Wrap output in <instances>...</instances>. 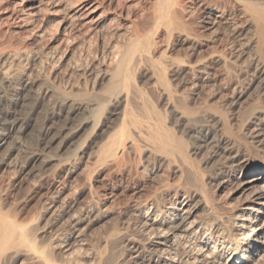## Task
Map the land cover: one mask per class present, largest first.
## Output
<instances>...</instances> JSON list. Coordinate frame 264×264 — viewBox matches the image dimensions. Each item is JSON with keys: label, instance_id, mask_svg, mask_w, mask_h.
Returning a JSON list of instances; mask_svg holds the SVG:
<instances>
[{"label": "bare ground", "instance_id": "6f19581e", "mask_svg": "<svg viewBox=\"0 0 264 264\" xmlns=\"http://www.w3.org/2000/svg\"><path fill=\"white\" fill-rule=\"evenodd\" d=\"M239 15L245 18L248 38L245 36L247 32L244 33L243 20L240 24L241 20L238 23L235 19ZM223 27L230 30L236 39L230 46L238 48L235 54H244L247 49L252 59L261 63V70H254L258 74L264 73V0H0V149L8 143L12 134L27 128L29 120L41 106L46 108L43 112L40 110L35 146L40 152L35 150L32 156L27 155L29 159L23 166V173L32 162H39L42 167L50 165L57 159L43 155L41 151H47L57 140L62 141L64 146L83 136L90 126L91 130L84 138L95 148L88 155L95 171L91 174L92 170L88 168L90 177L81 173L72 159L71 162L59 160L54 170L51 167L54 172L49 173L53 178L49 177V184L45 182L48 186L43 191L44 209L49 217L46 226L37 227L36 223H40L37 219L24 220L25 217L20 218L19 214L5 210L0 204V264H117L120 262L119 251L112 248L119 255L117 259L110 257L108 251L116 240L124 243L128 254H133L129 260H124L125 264H264V154L252 157L250 148L234 142L235 135L231 134L234 140L221 133L218 135L212 131V124L203 123L195 117L196 111L193 114L189 111L191 109L177 107L180 102L169 78L180 80L181 76L188 77V90L197 89L203 80L209 82L212 61L227 60L224 51L213 50V47L209 49V42L213 41L212 38H220ZM224 34L227 35L226 32ZM47 37L50 38L45 41ZM177 45L181 46V50L182 47L186 49L185 58L182 51L181 57L175 56ZM23 57L31 59V64L23 74L16 69L22 76L15 84L16 77L11 74L12 71L9 72L13 69L10 65L16 60H24ZM83 60L87 63L84 64ZM239 64V67L242 66ZM61 71L65 74L76 72L79 76L74 79L81 77L83 82H89L85 76L87 73L95 74L99 78L100 90H96L98 92L94 97L78 98L73 93L75 88L69 90L68 87L67 91L60 88L62 82L60 87L53 83L55 80L52 82V77ZM141 71H145L150 80L147 79L149 85L143 81L141 84L151 90H161V105H172L177 117L175 125L164 118L169 107L168 111L164 108L165 115L164 110L159 114L163 108L158 110L156 103L148 101L151 98L145 93L146 86L136 81V75ZM202 74L205 76L202 77ZM174 90L177 91L176 88ZM51 91L56 94V99L47 101ZM187 93L183 94L187 96ZM31 95L33 98L28 101ZM20 106L27 108L23 110ZM105 106L112 107L111 119L100 124L97 115ZM253 110L256 111V115L250 114L256 119L255 127H251L255 128L254 136L251 135L255 140L253 148L264 153V108L260 106ZM86 112L90 114L86 115ZM226 126L221 127L228 132ZM181 127L185 128L186 137L191 134L194 140L193 154L204 147L209 150L207 162L215 161L216 164L210 180L207 175L199 177L202 170L198 168L199 164L196 166L191 150H188L189 139L185 140L186 137L178 134ZM17 150L15 144L6 148L4 154L0 153V166L5 165ZM151 160H155L156 165L151 166ZM170 165L174 166V176L173 173L165 176V167L168 169ZM107 169L113 175L105 177L103 172ZM49 173L44 174L46 179ZM39 174L42 177L41 172ZM78 175H82L84 181L81 184V179L75 182L85 190L88 188V195L83 205H78L79 208L76 206L85 192L78 193L79 188L76 197L69 192L71 178L76 180ZM207 179L216 182V192H228V187L233 185L229 193L238 196V202L222 204L221 196L208 191ZM94 181L102 183V189L97 188ZM73 184L79 187L77 183ZM71 187L73 189L74 186ZM119 197L124 199V204H121L126 210L123 226L112 232H109L110 228L106 230L109 234L103 236H108L105 239L101 236L104 239L103 248H97V245L94 246L97 250L92 248L94 251L91 252L86 246L90 243L87 244L83 238L89 218L95 212L101 216L106 206Z\"/></svg>", "mask_w": 264, "mask_h": 264}, {"label": "rangeland", "instance_id": "374dc122", "mask_svg": "<svg viewBox=\"0 0 264 264\" xmlns=\"http://www.w3.org/2000/svg\"><path fill=\"white\" fill-rule=\"evenodd\" d=\"M235 11V13H238L236 10H233V12ZM241 18V19H240ZM237 21H238V23H239V21H240V24H243V22L245 23V24H243V28L246 26V22L244 21L245 20V18L243 17V16H237V18H235ZM242 20H243V22H242ZM56 28V27H55ZM222 29V30H221ZM220 29V40L218 39V40H216V38H215V40H214V38H212L213 39V41H210L209 42V49L211 50V49H213V50H217V51H224V53H227V54H225L226 55V57H227V60L224 62V61H220V60H217L216 61V59H214L215 61H212V63H211V69H209V72H210V76H212L211 77V80L209 81V82H204V80L201 82V84L202 85H200V87H198L197 89H193V90H191V89H189L190 90V92H189V90H188V88L190 87V85L188 86V88L186 87L187 85H188V82H189V80L187 79L188 77H185V76H181V78L179 77V79L180 80H178L176 77H173V78H171V77H169L170 78V81H171V83H172V81H173V83L171 84V86H174V87H171L172 88V90H173V92L175 93V95L177 96V98H178V105H177V107H182V106H184V107H186V109L188 108V109H191V110H189V111H191L193 114L195 113V111H196V113H197V115L196 114H194L195 115V117H197L198 119H201L200 121L201 122H203V123H210V124H212L211 126H213V130L212 131H214L215 133H217L218 135H226L227 137H229V138H231L232 137V139H233V136H234V139H236V140H234V142L235 143H237L238 145H243V146H247V147H244V148H246V149H249V150H251L250 152H251V156L252 157H260V156H262L264 153L262 152V151H258V150H256V149H254L253 147H254V144H255V140L253 139V137L252 136H254L253 135V133H254V130H255V128L254 129H252L253 127H255V124H254V122L256 121V119H255V117L254 116H250V114L252 115V114H254V115H256L255 114V112L256 111H254L253 109H255V110H257V107H259L260 108V106L262 107V108H264V73H261V74H258L254 69H256L257 71L258 70H261V63H259V62H256V61H254L252 58V54L251 53H249L248 52V50L247 49H245L246 50V52L243 54V53H241V52H239V53H237V54H235L236 52H238V51H236V49L238 50V48H233V47H230V46H232L231 44H232V40H236V39H234L233 38V36H232V33L230 32V30H227V29H225L224 27L223 28H221ZM223 29H225V30H223ZM245 29V32L244 33H246L245 34V36L247 35L248 37H249V32H248V29H247V27H245L244 28ZM227 30V31H226ZM247 30V31H246ZM222 31V32H221ZM223 31H225L226 32V34L227 35H222L223 33H225V32H223ZM228 32V33H227ZM229 35V36H228ZM223 36V37H222ZM229 38H228V37ZM232 36V37H231ZM246 36V37H247ZM221 37H222V39H221ZM225 37V38H224ZM226 37H227V39H226ZM247 37V38H248ZM48 38V37H47ZM50 38V37H49ZM49 38L48 39H45V41H47V40H49ZM239 39V38H238ZM222 40H223V42H222ZM221 41V42H220ZM212 42V43H211ZM219 42V43H218ZM221 43H222V45H221ZM227 43V44H226ZM226 44V45H225ZM228 44H229V47H228ZM211 45V46H210ZM225 45V46H224ZM224 46V47H223ZM177 47V48H176ZM175 48H176V51H175V53H176V55L175 56H177V57H181L180 55L182 54V52H183V54H182V56L183 55H185L184 53L186 52V49L184 48V47H182L183 49L181 50L180 48H181V46H176ZM180 47V48H179ZM210 47H213V48H210ZM218 49H217V48ZM220 47V48H219ZM227 48V49H222V48ZM230 48H231V50H230ZM235 49V50H234ZM179 50V51H178ZM184 50V51H183ZM226 50V51H225ZM231 52V53H229V51ZM234 52H233V51ZM177 51H178V53H177ZM182 51V52H181ZM180 52H181V54H180ZM249 55H247V54ZM229 54V55H228ZM233 56H232V55ZM241 54V55H240ZM179 55V56H178ZM228 55V56H227ZM230 55H231V57H230ZM236 55V56H235ZM244 55H245V57H244ZM237 56H238V58H237ZM241 56H243V57H241ZM247 56L249 57V58H247ZM184 57V56H183ZM231 58V59H235V58H237V59H235V60H231V59H229V58ZM23 58H25L24 60H22V59H19V60H22V61H18V60H16V62L14 63H12V65H10L13 69L11 70H9V72L11 73V71H12V75H14V77H16V78H14V83L16 84V82H18L19 80H20V78H21V76H22V74L25 72V71H27L28 70V68H27V66H29L30 64H31V59H28L27 57H23ZM185 58V57H184ZM239 58H241V60L239 59ZM246 59V60H245ZM252 59V61H250ZM27 60H28V62H27ZM229 60H231L230 61V63H229ZM237 60H239V61H237ZM84 61V64L85 63H87L86 62V60H83ZM233 61H236L237 63L235 64ZM242 61V62H241ZM17 62H20L19 64L17 63ZM22 62V63H21ZM27 62V63H26ZM215 62V63H214ZM228 62V64L227 65H225L226 63ZM232 62V63H231ZM243 62H245V63H243ZM248 62V63H247ZM250 62V63H249ZM253 62V63H252ZM256 62V63H255ZM26 63V64H25ZM217 63H220V64H217ZM239 63H243L242 64V66H238V65H240ZM2 64V63H1ZM0 64V65H1ZM9 63H6V65H8ZM13 64H15V65H13ZM28 64V65H27ZM216 64V65H215ZM222 64H224V66L222 65ZM238 64V65H237ZM248 64V65H247ZM21 67H19V66ZM220 65V66H219ZM234 65H235V67H234ZM238 67H237V66ZM255 65V66H254ZM256 65H259L258 67L256 66ZM17 66V67H16ZM213 66V67H212ZM217 66H219V67H217ZM222 66H223V68H222ZM230 68H229V67ZM232 66V67H231ZM245 66V67H244ZM10 67V68H11ZM22 67H24L23 69L24 70H22ZM217 69H216V68ZM221 67V68H220ZM224 67L226 68V67H228L227 69H224ZM234 67V68H233ZM247 67V68H246ZM249 67V68H248ZM257 67V68H256ZM0 68H1V66H0ZM26 68V69H25ZM213 68H215V69H213ZM220 68V69H219ZM238 68V69H237ZM243 68V69H242ZM15 69V70H14ZM16 69H19V71L22 73H20L18 70V72L16 71ZM222 69H224L225 71H222L221 72V74H220V71L222 70ZM229 69H232V70H230V71H227V70H229ZM246 69H248V70H246ZM212 70H213V74H212ZM216 71V74H215V71ZM233 70H235V71H233ZM239 70L241 71V72H239ZM244 70V71H243ZM255 72H254V71ZM16 71V72H15ZM232 71V72H231ZM252 71V72H251ZM230 72V73H229ZM237 72V73H236ZM13 73H16V74H13ZM60 73H64V72H60ZM60 73L58 72L55 76L57 77V80H56V77L55 76H53L52 78H54V79H52V82H53V80H55L53 83L54 84H56L58 87H60V88H62V89H66L67 91H69L70 89H74L73 90V93L74 94H76V95H78V98H83V97H81V96H84V99H85V97H88V98H91V97H94V96H96V93L100 90V85H99V78H97V75H92V74H86L85 76H86V79L89 81V82H86L85 80H84V82H86L85 83V85H84V82H83V80H82V78L81 77H77V80L76 79H74V78H76V76H79V74H77L76 72H74L73 74L71 73H69V74H65V75H60ZM232 73V74H231ZM235 73V74H234ZM19 74V75H18ZM21 74V75H20ZM218 74H219V76H218ZM225 74V75H224ZM229 74H231V76L229 75ZM252 74V75H251ZM254 74V75H253ZM256 74V75H255ZM15 75H17V76H15ZM68 75V76H67ZM73 75V76H72ZM217 75V76H216ZM222 75V76H221ZM226 75L228 76V77H226ZM251 75V76H250ZM64 76H66L65 78H64ZM88 76V77H87ZM94 76L96 77V78H94ZM205 76V74L203 75L202 74V77H204ZM215 76V77H214ZM224 76V77H223ZM253 76V77H252ZM73 77V78H72ZM222 77V78H221ZM226 77V79H223V78H225ZM249 77H251V78H249ZM260 77V78H259ZM68 78V79H67ZM73 80H72V79ZM89 78H93V80H91V79H89ZM136 78L138 79H136V81H138V83L139 84H141L142 83V81L146 84V85H149V82H150V80H149V78H148V75L146 74V72L144 71H141L140 73H138V76L136 75ZM141 78V79H140ZM143 78V79H142ZM217 78V79H216ZM230 78H232V79H230ZM261 78H263V80L261 79ZM59 79H60V81H59ZM70 79V80H69ZM81 79V80H80ZM140 79V80H139ZM149 80V82H147L148 80ZM172 79V80H171ZM173 79H175V80H173ZM185 79V80H184ZM245 79V80H244ZM258 79H259V81H260V83H259V81H258ZM17 80V81H16ZM75 80V81H74ZM96 80V81H95ZM176 80H177V82H176ZM184 80V81H183ZM188 82H187V81ZM215 80V81H214ZM219 80V81H218ZM238 80H239V82H238ZM241 80V81H240ZM244 80V81H243ZM249 80H252V81H249ZM68 81V82H67ZM93 81V82H92ZM186 81V82H185ZM218 81V82H217ZM222 81V82H221ZM228 81H229V83H228ZM231 81V82H230ZM245 81H247V82H245ZM256 81H257V83H256ZM58 82V83H57ZM60 82V83H59ZM63 84H62V83ZM66 82V83H65ZM73 82H75V83H73ZM80 82V83H79ZM181 82V84H180V86H179V83ZM183 82V83H182ZM205 84H204V83ZM215 82V83H214ZM220 82V83H219ZM248 82H251L250 84L248 83ZM71 83V84H70ZM81 83H83V84H81ZM92 83H94L93 85H92ZM178 83V84H177ZM207 83L209 84V85H207ZM223 83V84H222ZM241 83V84H240ZM253 83V84H252ZM60 84H62V85H64V86H62V85H60ZM145 84H141L142 86H146ZM177 86H176V85ZM185 84V85H184ZM210 84H211V86H212V84H213V86L211 87L210 86ZM221 84V85H220ZM260 84V85H259ZM60 85V86H59ZM67 85V86H66ZM88 87H87V86ZM220 85V86H219ZM257 85V86H256ZM72 86V88H70ZM75 86V87H74ZM80 87V88H78V87ZM92 86H94V88L92 87ZM184 86H185V88H184ZM229 86V87H228ZM242 86V87H241ZM69 87V88H68ZM86 87V88H85ZM148 87V88H147ZM208 87V88H207ZM210 87V88H209ZM223 87V88H222ZM258 87V88H257ZM69 90H68V89ZM76 88H77V90H76ZM89 88V89H88ZM92 88V89H91ZM96 88V89H95ZM177 89V91L176 90H174V89ZM187 88V89H186ZM241 88H242V90H241ZM260 88V89H259ZM94 89V90H93ZM98 89V91H96ZM146 89H147V91H146ZM201 89V90H200ZM253 89V90H252ZM76 90V91H75ZM85 92H84V91ZM94 91V93H93V91ZM148 90H149V93L150 94H153V92H154V90H156V89H152L151 90V88H149V86H146L145 87V93H147V95H148V97H150L151 99H149V98H147V95H145L146 96V98L147 99H149L148 101L151 103V104H155L157 107L159 106V108H157L158 110L159 109H161V107L163 108V109H161V111H159V114H162V111L164 110V108H165V110L166 111H171V112H167L168 114L170 113V115H168L166 112H165V110L163 111V114L164 113H166V115L164 116V118L165 119H167L168 121L167 122H170V120H171V124H173V125H175V121H177V117H176V115H174L175 113H174V111H173V108H171L172 107V105L169 107V106H165L164 107V105L162 104L161 105V98H162V95H160V94H162V91L161 90H156L155 92L157 93H155L154 92V94L153 95H150L149 93H148ZM182 90V91H181ZM208 90V91H207ZM222 90V91H221ZM75 91V92H74ZM81 91H83V92H81ZM90 91V92H89ZM160 91V92H159ZM181 92V93H178V92ZM188 91V93H187V96L185 95L186 94V92ZM193 91H194V93H193ZM197 93H196V92ZM201 91V92H200ZM212 91V92H211ZM242 91V92H241ZM79 92V93H78ZM199 92V93H198ZM204 93V95H203V93ZM234 93V94H232V93ZM51 93V94H50ZM53 91H51V92H49L48 93V97H46V100L48 101L49 99H51V100H54V99H56V94L54 93ZM183 93H185V94H183ZM189 93H191V94H189ZM201 93V94H200ZM214 93V94H213ZM228 93V94H227ZM240 93H241V95H240ZM86 96H85V95ZM89 94V95H88ZM183 94V97H185V98H183L181 95ZM199 94V95H198ZM0 95H1V93H0ZM93 95V96H92ZM156 95V96H155ZM191 95V96H190ZM196 95H198V96H196ZM204 97H203V96ZM233 95V96H232ZM153 96V97H152ZM154 96H155V98H154ZM178 96H180V98L181 99H179V97ZM189 96V97H188ZM201 96V97H200ZM251 96V97H250ZM159 97V98H158ZM188 97V99H186ZM197 97H198V100H197ZM203 97V98H202ZM226 97V98H225ZM32 98H33V95H31L30 97H28V101L30 100H32ZM233 98V99H232ZM237 98V99H236ZM155 99L157 100V101H155ZM183 99V100H182ZM191 99V100H190ZM51 100L49 101V102H51ZM151 100V101H150ZM160 100V101H159ZM181 100V101H180ZM187 100V101H186ZM190 100V101H189ZM193 100H194V102H193ZM238 101V103H237V101ZM27 101V102H28ZM159 101V102H158ZM184 101V102H183ZM196 101V102H195ZM201 101V102H200ZM203 101V102H202ZM26 102V103H27ZM185 102H188V104H190L191 106H189L188 104H186ZM233 102V103H232ZM192 103V104H191ZM196 103V106L194 105ZM176 105V104H175ZM185 105H188V106H185ZM192 105L193 106H195V107H192ZM207 105V106H206ZM255 106H257V107H255ZM168 107H169V109H168ZM190 107V108H189ZM198 107V108H197ZM20 109H23V110H26V108L27 107H25V106H20L19 107ZM41 108V109H40ZM39 109H38V111L40 112V110H41V112H43V111H45L44 109L46 108V107H44V106H41ZM43 108V109H42ZM112 107L111 106H105V107H103V109L100 111V113H98V115L97 116H99V123L101 124L102 122H104V121H107V120H109V119H111L110 117H111V113H110V109H111ZM170 108H171V110H170ZM209 108V109H208ZM252 108V109H251ZM108 109V110H107ZM168 109V110H167ZM193 109V110H192ZM198 111H197V110ZM214 109H216V110H214ZM104 110V111H103ZM225 110V111H224ZM38 111L37 112H35L34 114H33V116H32V118L29 120V122H28V125H27V128H25L23 131H20V132H15L14 134H12V137H10L9 138V141H8V143L7 144H5L3 147H1L2 149H0V153L1 154H4L5 153V151H6V148H9V146H13V145H17V147H18V150L16 151V153H14L13 155H12V157H10L8 160L9 161H7V163L5 164V165H2V166H0L1 168H0V204H1V207H5L4 209L5 210H7V211H9V212H11V213H15L16 215H18L20 218H22L23 219V217H25L24 218V220L25 219H27V220H29V219H33V218H35V219H37V221H39L40 223H36L37 225H39V226H37L36 224H35V226H37V227H41V226H46V224H47V222H48V220H49V217H48V215H47V212L45 211L46 209H44V206H45V208H46V205H44L43 203H44V197H43V191H44V188L46 187V186H48V184L50 183V179H52L53 178V175L52 174H50L51 172L50 171H52V169L54 170V168H56V166H57V163H58V161L59 160H63V161H70L71 162V159H72V163H74L75 165H77V166H79L80 167V172L81 173H83L84 175H87L88 177H90V176H92L91 174H93L92 172L94 171L92 168H94V167H92L93 166V164L91 163V161L89 162L88 160H89V152L91 151V152H93L94 151V145L93 144H91L89 141H86V139L84 138V136L86 137V134L91 130V126L87 129V132L83 135V136H81V137H79V138H76V139H74L73 141H71V142H69V143H67V144H65L64 146H63V144H62V141L59 139V141H61V142H58V140L57 141H55L51 146L52 147H50V148H48L49 149V151H48V149H46L47 151H45V150H43V151H41V152H43V155H50V156H53V157H55L57 160H55V161H53L52 163H50V165H52V166H50V165H47L46 167H42V165L39 163V162H37V163H31V164H28V168L26 167V169H25V171H24V173H23V170H24V167L23 166H25V163H27L28 161H27V159H29V157L30 156H32L36 151L35 150H37V149H39L38 147H35V146H37V137H36V133H37V130L39 129V125H40V117H41V112L38 114ZM206 111V112H205ZM212 111V112H211ZM250 113H249V112ZM199 112V113H198ZM253 112V113H252ZM103 113V114H102ZM218 115H216V114ZM224 113V114H223ZM248 113H249V115H248ZM86 115H89L90 113H88L87 114V112L85 113ZM173 116H172V115ZM198 114H199V116H198ZM237 114V115H236ZM203 115V116H202ZM37 116H38V118H37ZM80 116V115H79ZM78 116V117H79ZM174 116H175V118H176V120H174L175 118H174ZM214 116V117H213ZM241 116V117H240ZM80 117H82V116H80ZM167 117V118H166ZM200 117V118H199ZM220 117L222 118V119H220ZM230 117V118H229ZM249 117V118H248ZM250 117H251V119H252V121H251V119H250ZM170 118V119H169ZM205 118L207 119V118H209V119H207V120H205ZM218 118V119H217ZM226 118V119H225ZM101 119V120H100ZM211 119V120H210ZM212 119H213V121L214 120H218L217 122H213L212 121ZM248 119V120H247ZM254 119V120H253ZM221 120H224V121H221ZM226 120H228L227 122H226ZM250 120V121H249ZM211 121V122H210ZM219 121H220V123H219ZM248 121H249V123H248ZM217 123V124H216ZM223 125H227L226 127H227V129H228V132H225V127H221V126H223ZM237 123V124H236ZM251 123V124H250ZM214 124V125H213ZM216 125V126H215ZM216 128H215V127ZM218 126V127H217ZM219 126H220V128H219ZM232 128H231V127ZM244 127V128H243ZM252 127V128H251ZM229 128H231V129H229ZM250 128L252 129V132H251V130H250ZM32 129V130H31ZM179 128H177V130H178ZM221 129V130H220ZM183 130H184V134H183ZM217 130V131H216ZM218 130H219V133H218ZM221 131V132H220ZM237 131V132H236ZM221 133V134H220ZM178 134H181L180 136L182 137V138H185L186 137V135H188L187 134V132L185 131V128H183V127H181V129H180V131L178 130ZM186 134V135H185ZM233 136H232V135ZM184 135V136H183ZM236 135H237V138H236ZM252 135V136H251ZM190 136V138H188ZM189 136H187L186 138H185V140H188L187 141V146H188V150L190 151V153L192 154V158H193V160L195 161V163H196V166H198V164H199V166H198V168H200L201 170H202V172L203 173H205V172H207V174L205 173V174H202V172L199 174V177L200 178H204V177H206V175H207V177H208V179L210 180V177H211V175H213V173L215 172V170H216V164H215V161H210V162H207L208 161V155H209V150L207 149V148H202V149H200L199 151H197L196 153H192L193 152V146H194V140H193V138L191 137V134H189ZM15 137V138H14ZM82 137H83V139H85L84 140V145L86 146H84V145H82L83 144V139H82ZM21 138V139H20ZM192 139V140H191ZM253 139V140H252ZM239 140H240V142H239ZM13 141V142H12ZM77 142V143H76ZM252 142H253V144H252ZM10 143V144H9ZM87 143V144H86ZM90 145H89V144ZM240 143V144H239ZM242 143V144H241ZM13 144V145H12ZM61 144V145H60ZM8 145V146H7ZM75 145V146H74ZM88 145V146H87ZM73 146V147H72ZM81 146V147H80ZM81 148H83V149H81ZM191 148V149H190ZM5 149V150H4ZM86 149V150H85ZM3 150V151H2ZM79 151V152H77V151ZM83 150H85V151H83ZM207 150V151H206ZM37 151H39L40 152V150H37ZM76 151V152H75ZM202 151V152H201ZM4 152V153H3ZM33 152V153H32ZM48 152H50V153H48ZM70 152H73V154L71 155L70 154ZM84 152V153H83ZM88 152V153H87ZM207 152V153H206ZM46 153V154H45ZM74 153H76V154H74ZM82 153V154H81ZM204 155H203V154ZM51 154H53V155H51ZM199 154V155H198ZM29 157H28V156ZM84 155V156H83ZM195 155V156H194ZM26 156V157H25ZM56 156H58V157H56ZM88 156V157H87ZM197 156V157H196ZM202 156V157H201ZM70 159H69V158ZM86 157H87V159H86ZM205 157V158H204ZM1 158V157H0ZM15 158H16V160H15ZM18 158V159H17ZM59 158V159H58ZM64 158V159H63ZM76 159V160H75ZM75 160V161H74ZM80 160V161H79ZM89 162H87V161ZM26 161V162H25ZM199 161V162H198ZM200 161H201V163H200ZM24 162V163H23ZM76 162V163H75ZM84 162H86V163H84ZM152 165L151 166H154V165H156V162H155V160H151V162H150ZM24 164V165H23ZM40 164V165H39ZM86 164V165H85ZM90 164V165H89ZM200 164H202V165H200ZM205 164H206V166H205ZM211 164V165H210ZM214 166H213V165ZM33 167H32V166ZM36 165V166H35ZM38 165V166H37ZM82 165V166H81ZM20 166V167H19ZM43 168H41V167ZM171 166V165H170ZM170 166H168L169 168L167 169V167H165V176H167V175H171V173H173L174 172V166L172 165L171 167ZM208 166V167H207ZM22 167V168H21ZM31 167H32V170L30 171L29 169H31ZM35 167V168H34ZM37 167H39V168H37ZM51 167H52V169H51ZM87 167V168H86ZM173 167V168H172ZM205 169H204V168ZM210 167V168H209ZM211 167H213V168H211ZM41 168V169H40ZM92 170L91 172H90V170ZM209 168V169H208ZM39 169V170H38ZM45 169V170H44ZM50 169V170H49ZM83 169H85V170H83ZM88 170V172H87V170ZM43 170H44V172H43ZM166 170L167 171H170V172H166ZM173 170V171H172ZM203 170H205V172L203 171ZM207 170V171H206ZM16 171V172H15ZM19 171H21L20 173H22V174H20L19 173ZM41 172V174H42V177H41V175L39 174L40 172ZM108 171H110L109 169H107V170H104V172H103V175L106 177V176H109V175H113L112 173L113 172H108ZM210 171V172H209ZM212 171V172H211ZM26 172H28L29 173V175H28V173H26ZM50 172V173H49ZM52 172H54V171H52ZM85 172V173H84ZM91 174H90V173ZM95 172V171H94ZM107 172V173H106ZM50 174L49 176H47V179H46V175L47 174ZM210 173V174H209ZM24 174V175H23ZM26 174V175H25ZM44 174H46L45 176H44ZM204 175V176H203ZM79 176V177H78ZM77 176V179L76 180H74L75 178H71V183H69V192L71 193V196L72 197H76L77 195H78V193H80V194H82V191H84L85 192V194H82L81 195V197L79 198L80 199V203L78 202V204H77V208H79V206H81V205H83V203H84V200L86 199L85 197H87V192L86 191H88V188H86L87 190H85V189H83V188H81V186L79 185V184H81V183H83V181H84V179H83V177H82V175H78ZM81 176V177H80ZM172 176H174V173L172 174ZM202 176V177H201ZM16 177H17V179H16ZM43 177H44V179H43ZM49 177H50V179H49ZM39 178V179H38ZM41 179H43L42 180V182H41V185H40V181H41ZM79 179H81V181H79ZM207 179V182H208V186L211 188H209L208 186H207V189H209L208 191L210 192L211 191V194H213V193H216V194H218L219 196L218 197H220L221 196V203L222 204H236L237 202H238V200H239V197L238 196H231L230 195V193H229V191L231 192L232 191V189L234 188V186L232 185H230L229 187H228V189H227V191L228 192H226V190L225 191H223V192H216V182H213V180H211V181H209ZM46 180V181H45ZM39 183H38V182ZM44 181V182H43ZM75 181H79L80 183L78 184V182H75ZM45 182H47V183H45ZM20 183V184H19ZM44 183V184H43ZM73 183H77L78 185L77 186H79L78 188L76 187V185H74ZM211 183H213V184H211ZM4 184H5V186H4ZM95 186H97V188H101L102 189V187H103V184L102 183H100V182H96V181H94V183H93ZM101 184V185H100ZM73 185L74 187H73V189H71L72 187L71 186ZM93 185V186H94ZM31 186V187H30ZM41 186H43V187H41ZM83 186V185H82ZM38 187V188H37ZM77 189H76V188ZM88 187H89V185H88ZM214 187V188H213ZM232 187V188H231ZM79 188L81 189L80 190V192H78V190H79ZM25 190V191H24ZM36 190H38V192L36 191ZM75 190H77L76 192H75ZM74 192V194H73V192ZM212 191H213V193H212ZM78 192V193H77ZM17 193V194H16ZM77 193V194H76ZM222 193H224V194H222ZM226 193V194H225ZM229 193V194H228ZM215 194V195H216ZM228 194V195H227ZM4 195V196H3ZM85 195V196H84ZM224 195V196H223ZM18 197V198H17ZM233 197H235V198H233ZM85 198V199H84ZM226 198V199H225ZM43 199V200H42ZM119 199H121L119 202H118V200ZM119 199H117V200H115V202L113 203V202H110V203H113V204H111V205H107L106 207H107V211L105 210V212H103V213H105L104 215H103V213H101V216H100V214L97 212V215H96V212L94 213V214H92L91 215V217L89 218V224H87V226H86V228L85 229H87L88 231H86L85 229H84V234L86 233V235H84L83 236V238L85 239V242L88 244V243H90V244H88L89 246H93V247H89L88 245H86L89 249H90V251L91 252H93L94 250H97L96 248H94V246H97L98 245V247L97 248H103V247H101L102 245L104 246V243H103V241H104V239L108 236V235H106V236H103V234L105 235V234H109L106 230H109V228H110V230H109V232L111 231H113V230H115L116 228H118V226H119V228H121L123 225V221H125L124 219H125V215L124 214H126V210H125V208H124V205H122L121 203H123L124 204V199H122L121 197H119ZM7 202H6V201ZM29 200V201H28ZM235 200H236V202H235ZM3 201H4V203H6V204H4L3 203ZM43 201V202H42ZM116 201H117V203H116ZM229 202V203H228ZM8 203V204H7ZM13 203V204H12ZM110 203H108V204H110ZM116 203V204H115ZM121 204V205H120ZM79 205V206H78ZM118 205H120V206H122V208H120ZM110 206V207H109ZM118 206V207H117ZM31 207V208H30ZM119 208V209H118ZM117 209H118V211H117ZM6 211V212H7ZM125 211V212H124ZM46 212V213H45ZM109 212V213H108ZM117 212V213H116ZM120 212V213H119ZM124 213V214H123ZM38 214H40V215H38ZM117 214H122V215H117ZM34 215V216H33ZM95 215V216H94ZM116 215V216H115ZM98 216V217H97ZM118 216V217H117ZM124 216V217H123ZM96 217V218H95ZM116 217V218H115ZM120 217H121V219H120ZM41 219V220H40ZM99 219V220H98ZM116 219H119V220H116ZM95 220V221H94ZM35 221V220H34ZM104 221V222H103ZM119 223H117V222ZM121 223H120V222ZM36 222V221H35ZM34 222V223H35ZM114 222L116 223V225L114 224ZM123 222V223H122ZM44 225H43V224ZM98 223V224H97ZM102 223V224H101ZM113 224H114V227L115 226H117V227H113ZM92 225V226H91ZM121 225V226H120ZM89 226V227H88ZM111 226H112V228H111ZM106 231V232H105ZM88 232V233H87ZM88 234V235H87ZM86 236V237H85ZM88 236V237H87ZM104 237V239H102V237ZM101 237V238H100ZM92 238V239H91ZM88 239V240H87ZM98 239V240H97ZM99 239H101V240H99ZM93 242V244H92V242ZM97 241V242H96ZM99 242V243H98ZM101 242V243H100ZM117 242V243H116ZM97 243V244H96ZM119 243H122V241H115V243H113V244H111L112 246H109L108 247V251H110L109 253H111V254H109L110 255V257L112 256V258H114V259H117L116 257H118L120 254V259L118 258V260H120V262L121 261H123V262H119V263H117V264H125L124 263V260H125V262L127 261V260H129L131 257H132V253L131 252H129V254H128V252L126 251V249H125V245H123L124 243H122V244H119ZM96 244V245H95ZM118 244V245H117ZM117 245V246H116ZM120 245V246H119ZM121 245H123V246H121ZM119 247H120V249H119ZM92 248H94V250L92 249ZM115 249L116 250V252L117 251H119V252H115L113 249ZM124 248V249H123ZM119 249V250H118ZM113 251V252H112ZM122 251H123V253H125V255L122 253ZM115 252V253H114ZM127 252V253H126ZM131 253V254H130ZM115 254V255H114ZM129 256H128V255ZM125 256H126V258H125ZM123 257H124V259H123ZM129 258V259H128ZM123 259V260H122Z\"/></svg>", "mask_w": 264, "mask_h": 264}]
</instances>
